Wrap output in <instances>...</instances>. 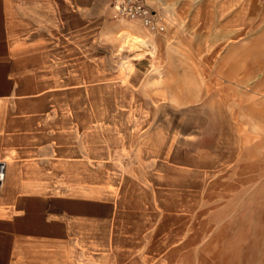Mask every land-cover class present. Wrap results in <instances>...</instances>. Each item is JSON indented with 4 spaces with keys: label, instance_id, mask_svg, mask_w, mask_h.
<instances>
[{
    "label": "rangeland",
    "instance_id": "rangeland-1",
    "mask_svg": "<svg viewBox=\"0 0 264 264\" xmlns=\"http://www.w3.org/2000/svg\"><path fill=\"white\" fill-rule=\"evenodd\" d=\"M147 1L174 13L164 32L110 10L101 33L98 102L149 121L158 148L126 180L118 260L264 264V0Z\"/></svg>",
    "mask_w": 264,
    "mask_h": 264
},
{
    "label": "crops",
    "instance_id": "crops-1",
    "mask_svg": "<svg viewBox=\"0 0 264 264\" xmlns=\"http://www.w3.org/2000/svg\"><path fill=\"white\" fill-rule=\"evenodd\" d=\"M106 1L0 0V264H121L126 180L158 148L98 102Z\"/></svg>",
    "mask_w": 264,
    "mask_h": 264
},
{
    "label": "built area",
    "instance_id": "built-area-1",
    "mask_svg": "<svg viewBox=\"0 0 264 264\" xmlns=\"http://www.w3.org/2000/svg\"><path fill=\"white\" fill-rule=\"evenodd\" d=\"M113 18L118 20L141 21L152 32H164L167 27L164 15L150 7L145 0H112ZM8 165L0 160V187L7 176Z\"/></svg>",
    "mask_w": 264,
    "mask_h": 264
},
{
    "label": "bare ground",
    "instance_id": "bare-ground-1",
    "mask_svg": "<svg viewBox=\"0 0 264 264\" xmlns=\"http://www.w3.org/2000/svg\"><path fill=\"white\" fill-rule=\"evenodd\" d=\"M124 42L126 43V45H128L131 48L144 49L150 47V41L148 38H145L144 36L141 37L133 33L126 35ZM128 51L130 50L128 49Z\"/></svg>",
    "mask_w": 264,
    "mask_h": 264
}]
</instances>
